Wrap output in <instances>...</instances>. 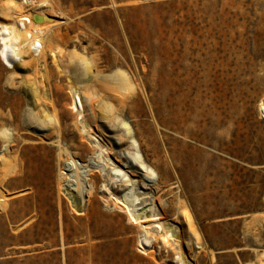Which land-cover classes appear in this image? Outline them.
<instances>
[{
	"label": "rangeland",
	"instance_id": "obj_1",
	"mask_svg": "<svg viewBox=\"0 0 264 264\" xmlns=\"http://www.w3.org/2000/svg\"><path fill=\"white\" fill-rule=\"evenodd\" d=\"M46 1L40 55L0 60V264H177V239L191 264H264V0ZM127 147L165 249L104 177Z\"/></svg>",
	"mask_w": 264,
	"mask_h": 264
},
{
	"label": "bare ground",
	"instance_id": "obj_2",
	"mask_svg": "<svg viewBox=\"0 0 264 264\" xmlns=\"http://www.w3.org/2000/svg\"><path fill=\"white\" fill-rule=\"evenodd\" d=\"M32 0H23L22 3L31 2ZM6 14L10 20L5 19L6 22H0V60L3 65L13 70L16 66L25 61L23 48H26L28 53L34 57H38L42 50V44L39 37L47 35V30L56 24V16L49 11V5L46 0H40L35 8L26 13L20 11L13 4L6 6ZM33 15L40 17V21L33 20ZM48 54L51 57L52 64H57L59 60L58 49L49 47ZM61 73L62 71L58 69ZM64 73L67 71L64 70ZM68 93L71 99L72 110L79 113L83 112V104L81 100L82 86L74 85L67 79ZM92 103V102H91ZM91 106V104H90ZM264 113V104L261 106ZM86 129L91 130L87 122ZM6 134V131H3ZM127 137L119 136V145L122 146L127 143ZM119 152L115 157L120 167L112 166L105 167L104 177H107L108 184L111 190L121 195L120 199L124 207V214L130 221L135 223L146 235H150L154 241L157 237L161 238L162 248L165 249L168 239L171 238L172 228L167 227V224L161 218V210L158 205L152 203L148 207L146 214L141 211L145 208V195L149 187L153 184L149 181L150 174L145 169L143 163L135 160L132 153L127 151ZM149 182V183H148ZM152 184V185H151ZM81 207V205H80ZM178 246V262L177 264H191L184 256L181 245H188L181 243L178 239L175 240ZM141 245L143 247H151V242L142 238Z\"/></svg>",
	"mask_w": 264,
	"mask_h": 264
},
{
	"label": "water",
	"instance_id": "obj_3",
	"mask_svg": "<svg viewBox=\"0 0 264 264\" xmlns=\"http://www.w3.org/2000/svg\"><path fill=\"white\" fill-rule=\"evenodd\" d=\"M33 20H34L35 22L40 21V17L37 16V15H33Z\"/></svg>",
	"mask_w": 264,
	"mask_h": 264
}]
</instances>
